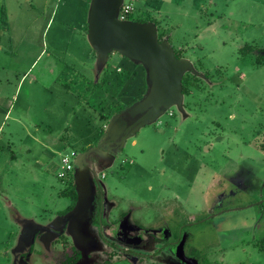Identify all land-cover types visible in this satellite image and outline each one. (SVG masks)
<instances>
[{"label":"rangeland","instance_id":"obj_1","mask_svg":"<svg viewBox=\"0 0 264 264\" xmlns=\"http://www.w3.org/2000/svg\"><path fill=\"white\" fill-rule=\"evenodd\" d=\"M90 1L0 0L7 16L0 22V264L17 263L14 250L28 221L47 225L69 205L61 193L73 172L58 178L62 158L87 152L119 109L146 91L144 69L118 53L97 70L87 39ZM132 3L129 20L151 17L158 39L162 31L197 72L185 74L197 88L182 92L183 113L172 106L114 156L87 154L88 166L99 161L96 171L106 174L101 183L118 213L130 211L137 225L168 241L182 237L183 257L264 264L253 244L264 237V64L239 52L264 47V0ZM92 226L84 233L97 238ZM97 239L94 256L86 252L96 260L107 252ZM58 242L25 246L33 249L27 262L65 264L77 252ZM86 261L81 254L74 264Z\"/></svg>","mask_w":264,"mask_h":264},{"label":"water","instance_id":"obj_2","mask_svg":"<svg viewBox=\"0 0 264 264\" xmlns=\"http://www.w3.org/2000/svg\"><path fill=\"white\" fill-rule=\"evenodd\" d=\"M124 0H91L87 17V39L96 54L98 71L106 65L110 54L118 53L141 66L145 71L146 91L143 97L116 114L107 124L101 143L82 155H77L73 165V181L77 201L73 209L62 217L67 235L78 251L86 256L93 237L84 233L89 225L87 216L91 208L93 179L88 173L86 155L100 150L108 144L105 155H114L125 141L141 128L153 123L167 109L176 106L183 113L181 82L186 73L197 76V72L186 59L173 53L167 38L159 41L153 23L121 21L118 18ZM110 154V155H109ZM22 229L14 252L17 258L24 253L25 246L32 245L38 231L49 230L48 225L28 221ZM24 246V247H23ZM32 248L27 250V255ZM178 257L183 259V241L177 247ZM22 261L23 257L18 258Z\"/></svg>","mask_w":264,"mask_h":264},{"label":"flooded vegetation","instance_id":"obj_3","mask_svg":"<svg viewBox=\"0 0 264 264\" xmlns=\"http://www.w3.org/2000/svg\"><path fill=\"white\" fill-rule=\"evenodd\" d=\"M141 19L142 20L138 23H155V21L147 15ZM161 32L162 31H159V41L166 38V36H161ZM239 52L242 57L247 55L253 57L257 65L264 64V47L249 44L243 46ZM180 58H183V56L180 55L179 59ZM261 128L262 133H264V128ZM103 137L104 134L95 144L90 145L88 150L97 147L101 143ZM107 146L108 144H105L103 147H100V150L105 152ZM259 148L264 152V144H259ZM98 165L99 161L92 158L91 164L88 167V173L93 179V190L91 208L88 210L87 216L90 224L95 228L94 231L98 233L97 238L99 237L102 243L106 245L105 248H107V252L100 251L97 260L93 257V250L96 249L95 241L98 240L94 237L93 243L87 247L88 252L93 256L91 257L90 254H86V256H88L86 264H112L113 262L118 263L119 261H127L132 264H198V262L191 257H183L182 259L176 255L177 247L180 242L183 241L182 237L168 241L166 239L167 237L164 236L162 232L158 230L151 232L145 227L137 225L132 220L130 211L118 213L114 198H112V196L109 198L107 190L105 191L101 183V181L106 178V174L102 173L100 176L98 175L96 171ZM74 169L75 167H73V170ZM71 184L75 192L74 202L70 200L69 205L65 207L64 210L56 212L53 217L49 218V223H47L49 230L38 231L34 237V242L37 239L42 242L58 240L59 242L57 244L62 250L66 245L69 246V248L66 247L69 251L72 250L70 247H73L77 253L74 254V257L67 256L64 260L65 264H74L78 262L82 254L75 248L73 241L67 235V228L64 227L62 222V217L73 209L77 201V192L73 179ZM43 225L47 226L45 224ZM32 250L29 255H27V251L20 254L18 258L23 257V259L22 261L17 259L16 264H29L27 258L31 256ZM101 255L106 257V261H102Z\"/></svg>","mask_w":264,"mask_h":264},{"label":"trees","instance_id":"obj_4","mask_svg":"<svg viewBox=\"0 0 264 264\" xmlns=\"http://www.w3.org/2000/svg\"><path fill=\"white\" fill-rule=\"evenodd\" d=\"M6 21H7V16L6 14L1 10L0 12V22L2 24H6ZM175 56L177 58L178 55L175 54ZM197 83H198V80L192 76H190L189 74L185 75L183 78H182V82H181V87H182V92L184 95H189L192 87L193 88H197ZM120 110H123V108L119 109ZM109 118V117H108ZM72 182V178L71 180L69 181V186L67 187L66 190H64L61 195L63 197H66V198H69L72 202H74L75 200V192L73 190V186L71 184ZM254 246L256 247V249L260 252H263L264 253V237L263 238H260L259 240H255L253 242Z\"/></svg>","mask_w":264,"mask_h":264},{"label":"built area","instance_id":"obj_5","mask_svg":"<svg viewBox=\"0 0 264 264\" xmlns=\"http://www.w3.org/2000/svg\"><path fill=\"white\" fill-rule=\"evenodd\" d=\"M133 0H124L122 6L120 7L118 18L121 21H128L129 18L133 15L134 12V6H133ZM76 157L75 152H71L70 156H66L62 158V169L63 172L58 174V178H64L65 176H68L69 173H72L73 171V162Z\"/></svg>","mask_w":264,"mask_h":264},{"label":"crops","instance_id":"obj_6","mask_svg":"<svg viewBox=\"0 0 264 264\" xmlns=\"http://www.w3.org/2000/svg\"><path fill=\"white\" fill-rule=\"evenodd\" d=\"M135 11V10H134ZM59 179H61V178H59ZM63 179V178H62Z\"/></svg>","mask_w":264,"mask_h":264}]
</instances>
